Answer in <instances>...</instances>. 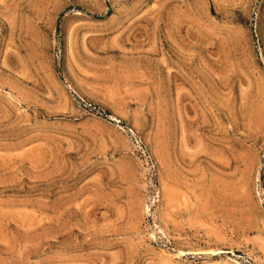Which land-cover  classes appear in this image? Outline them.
I'll list each match as a JSON object with an SVG mask.
<instances>
[{
	"label": "rangeland",
	"instance_id": "1",
	"mask_svg": "<svg viewBox=\"0 0 264 264\" xmlns=\"http://www.w3.org/2000/svg\"><path fill=\"white\" fill-rule=\"evenodd\" d=\"M0 264H264V0H0Z\"/></svg>",
	"mask_w": 264,
	"mask_h": 264
}]
</instances>
